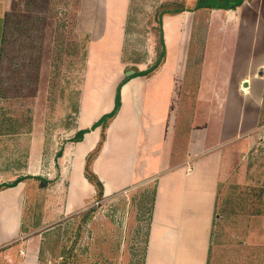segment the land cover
<instances>
[{
  "label": "crops",
  "instance_id": "crops-1",
  "mask_svg": "<svg viewBox=\"0 0 264 264\" xmlns=\"http://www.w3.org/2000/svg\"><path fill=\"white\" fill-rule=\"evenodd\" d=\"M25 2L0 0V264H41V231L48 221L88 209L97 190L86 178L85 166L102 128L86 133L81 141L73 138L113 110L117 87L126 77L121 107L109 120L91 168L104 185V198L154 188L143 264H264L263 93L246 89V81V93H240L238 84L203 80L211 42L226 35H209L201 58L190 56L189 35L186 53L174 64L171 27L179 29L186 14L195 16L202 9L165 15L163 63L149 76H134L148 69L155 55L129 77L122 60L129 0H115L108 20L101 11L104 20L98 30L92 28L90 0H80L77 34L87 38L88 50L80 68L79 115L76 125L71 122L64 129L61 155L54 158L58 142H51L47 124L74 119L68 87L61 86L63 98L58 97L53 82L58 29L67 9L56 0ZM20 11L33 17L24 24L25 33L12 35L11 30L19 29L13 23ZM167 96V116L156 114L146 130L140 103L156 104ZM61 100L70 105L69 113L55 111ZM169 109L174 117L171 146L181 142L183 153L164 163ZM158 122H164L163 130ZM146 133L155 144L145 148ZM124 137L126 155L118 160L117 143ZM112 171L117 177L109 174ZM54 176L59 178L55 183Z\"/></svg>",
  "mask_w": 264,
  "mask_h": 264
},
{
  "label": "rangeland",
  "instance_id": "rangeland-1",
  "mask_svg": "<svg viewBox=\"0 0 264 264\" xmlns=\"http://www.w3.org/2000/svg\"><path fill=\"white\" fill-rule=\"evenodd\" d=\"M25 1L26 5L30 3V0ZM40 1L35 0L37 4ZM56 1L67 10L63 12L64 19H61L58 29L56 70L54 72L56 79L53 78V82L57 83L58 97L61 95L63 98L61 86L68 87L65 91L68 97L67 101L68 103L72 101L74 110L72 121L69 117L70 120L67 122L63 119L51 121L46 126V130L51 136V142L55 139V142H58V146L55 147H58L59 150L64 146V129L71 122L76 125L79 115L80 87L83 82L80 68L82 58L88 49L86 48L87 38L85 36L80 38L77 34L80 0ZM166 1L168 0H129V14L126 18L122 44L123 72L138 67L145 68L153 58L155 59V55L157 59L160 47L156 13L157 8ZM188 1H191L190 4L193 6L197 3L193 2L195 0ZM114 2L115 0H90L91 23L94 26L92 28L98 30V26H102L103 15L106 20L109 19V11L112 7H116ZM177 3L182 4L180 1ZM22 12L20 11L15 16L16 20L13 25L19 29L18 31L14 30V33L10 29L12 35L25 33L24 24L33 17L28 12L23 16ZM170 22L173 23L172 20ZM179 23V29L174 24L175 26L173 25L170 31L171 38L175 41V46L172 47L174 64L177 62L178 55L183 56L186 53L189 35L192 37L190 41V56L192 58L194 56L204 57L209 35H226L227 39L225 40L212 41L207 50L204 84L210 81L220 85H225L227 82L230 86L238 84L240 93H246L243 89V83L246 81L248 82L246 89L250 88L249 91L253 89L254 94L263 93L264 100V0H244L241 5L233 9L204 8L195 16L186 14L184 21ZM31 24H28L29 27ZM92 34L90 33V43ZM178 35H181L180 39ZM198 62L199 60H197ZM230 77L233 80H230ZM156 81L160 83L161 76ZM165 91L167 92V90ZM167 102L168 96L166 100L163 97L156 104L148 105L149 103L146 101L140 103L141 107L139 108L143 109V118L148 120L146 130L151 127L150 121L157 118L156 114L161 113L167 116ZM70 108L69 104L65 105V100H61L55 111L58 110V112L66 114L69 113ZM171 115L172 110L169 109L168 116ZM173 118H168L166 126L168 135L164 136L166 143L168 141L164 152L166 155L164 163H168L171 157L179 159L180 154L183 153L181 142L171 146V141L175 139L172 132L174 129ZM157 124H159L158 128L163 130L164 122ZM262 124L264 125V122ZM152 137L146 133L143 140L145 148L155 144ZM111 140H114V137ZM127 140L128 138L124 137L119 144L117 143L118 160L121 156L123 160V156L126 155L127 145H122ZM55 142L52 144H56ZM171 150L174 152L173 154L170 153ZM59 152H56L54 158L58 157ZM110 153L114 154L113 150ZM146 155L144 154L141 160L145 161ZM151 156L152 154L149 155V157ZM57 161L58 159H56ZM261 166H263V162ZM259 167L258 165L257 168L259 169ZM109 174L117 177V171H112ZM58 179L55 177L53 182H57ZM65 186L66 183L61 187L65 188ZM153 194L152 186L127 190L122 194H115L107 198H97L96 194L88 209L82 214L71 215L57 221L51 218V221H48L47 229L41 231L44 236V239L41 238V241L43 239L40 251L41 264H143ZM61 205L62 203H59V206Z\"/></svg>",
  "mask_w": 264,
  "mask_h": 264
},
{
  "label": "trees",
  "instance_id": "trees-1",
  "mask_svg": "<svg viewBox=\"0 0 264 264\" xmlns=\"http://www.w3.org/2000/svg\"><path fill=\"white\" fill-rule=\"evenodd\" d=\"M181 2L182 4L179 5L177 2ZM185 1V2H184ZM244 0H195L193 2H197L194 6L191 3V1L186 0H168L166 2H162V4L157 8V26L159 28V35H158V41H159V47L160 51L158 52V57L155 60V62L146 70L143 71H136L134 76H149L152 74L157 68L163 63L165 55H166V47H165V40H164V34H163V17L165 15H175L179 13H183L185 11H196L199 9L204 8H215V9H233L237 6L241 5ZM152 25H155V23H152ZM129 78H125L122 80L118 87L115 97V106L112 111L109 113H106L102 115L96 122L92 124L90 128L82 129L78 131L73 138V141H81L86 133H89L90 131L101 127L102 128V134L101 139L97 145V147L87 156V162L85 166V176L86 178L95 186L97 190V198H103L104 197V185L102 181L99 179V177L95 174V172L92 170L91 165L94 159L99 154L101 147L103 146V143L106 139V128L108 126L109 120L114 118L120 107H121V88L123 84L128 80ZM61 155V152L58 154V156ZM87 215V214H86Z\"/></svg>",
  "mask_w": 264,
  "mask_h": 264
},
{
  "label": "water",
  "instance_id": "water-1",
  "mask_svg": "<svg viewBox=\"0 0 264 264\" xmlns=\"http://www.w3.org/2000/svg\"><path fill=\"white\" fill-rule=\"evenodd\" d=\"M133 73H134V71L131 70V71H128V72L126 73V75H127V76H130V75L133 74ZM247 84H248V83L246 82V83H245V86H247Z\"/></svg>",
  "mask_w": 264,
  "mask_h": 264
},
{
  "label": "built area",
  "instance_id": "built-area-1",
  "mask_svg": "<svg viewBox=\"0 0 264 264\" xmlns=\"http://www.w3.org/2000/svg\"><path fill=\"white\" fill-rule=\"evenodd\" d=\"M264 127V126H263Z\"/></svg>",
  "mask_w": 264,
  "mask_h": 264
}]
</instances>
